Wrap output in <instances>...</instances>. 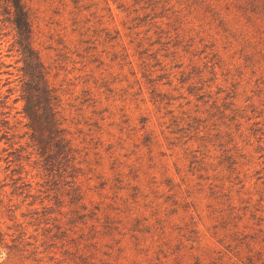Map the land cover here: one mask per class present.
<instances>
[{"label": "rangeland", "instance_id": "374dc122", "mask_svg": "<svg viewBox=\"0 0 264 264\" xmlns=\"http://www.w3.org/2000/svg\"><path fill=\"white\" fill-rule=\"evenodd\" d=\"M24 2L63 134L1 0L0 264H264V0Z\"/></svg>", "mask_w": 264, "mask_h": 264}, {"label": "trees", "instance_id": "16d2710c", "mask_svg": "<svg viewBox=\"0 0 264 264\" xmlns=\"http://www.w3.org/2000/svg\"><path fill=\"white\" fill-rule=\"evenodd\" d=\"M3 1L12 9L13 19L18 34L17 43L24 56L29 77V79L24 82L23 88V98L25 99L24 111L31 120L37 121V119H40L45 113H50L47 109L53 110V107L50 106L51 100H55L56 102L58 96L55 95L54 89L50 87L48 80L45 77V72L42 70L43 64L32 46L33 23L29 7L24 0ZM40 109H43V112L39 114ZM50 114L53 117L51 118V121H48L49 124L57 127V133L63 134V129L59 128L61 122L59 118H55L54 116L57 114V111ZM48 128L52 127L50 126ZM60 139L64 142L66 140L63 136Z\"/></svg>", "mask_w": 264, "mask_h": 264}]
</instances>
